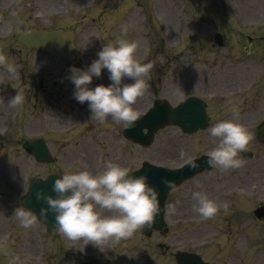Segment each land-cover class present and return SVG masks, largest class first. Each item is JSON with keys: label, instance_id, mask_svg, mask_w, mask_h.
I'll list each match as a JSON object with an SVG mask.
<instances>
[{"label": "rangeland", "instance_id": "rangeland-1", "mask_svg": "<svg viewBox=\"0 0 264 264\" xmlns=\"http://www.w3.org/2000/svg\"><path fill=\"white\" fill-rule=\"evenodd\" d=\"M124 22L129 26L127 37L137 42L136 55L142 62H145L143 59L153 58L151 52H154L155 48L159 52L157 61L160 66L158 68L162 89H156L151 78L152 91L149 89L143 99L142 96L138 97L134 104L138 113H142L150 106V101L155 98L153 95L174 103L175 95L178 94L175 88L176 83L181 84L186 93H190L198 90L193 88L199 82V77L207 74L213 78L215 74H220L218 70L224 69L225 64L232 65L234 66L232 72L237 74L238 78L242 73V80L239 78L236 81L238 89H232V92L224 91L223 86L228 87V85L222 83L223 86L220 85L217 88L209 101V110L212 117H217V121L224 118L238 119L249 128L252 139L246 149L252 152L253 158L243 165L246 170L243 172V184L240 186L243 188V193L228 195L229 198L232 197L234 206L221 212L227 218L236 216L241 219V227L234 223L231 225V232L222 233L221 230H224V227H221L219 220L210 222V219L202 217L195 210L198 203L184 202L174 211L172 219L195 215L193 221L181 224L175 221L165 240H161L156 234L151 238H145L137 230L130 240L122 239L123 243H127L122 250L136 251L137 249L144 252L146 256H151L152 260L159 264H171L168 260L170 252L175 249L193 250L206 243V246L199 249L205 259L214 264H224L226 259H230L231 263L236 255L234 249L238 238L237 231H246L245 234L248 236L264 234L260 228L256 231L254 226H249L252 223L248 219L244 223V219L247 218L245 213L247 211L249 213L254 205L264 203V147L255 139V128L260 121L264 120V0H0V55L5 56L8 62L16 66L15 72H9L6 65L0 64V78L8 80L11 76L14 82L13 89L24 91L25 99L28 100H24L25 102L20 105L24 109L21 116H25L28 112L25 109L28 107H35L33 112L39 111L40 116L44 118L47 115L51 122L54 111H58L59 108L61 112L63 109L73 110L74 106L61 107L60 94L52 90L54 81L59 83L64 80V74H67L65 66L53 55L39 50H26L22 47L16 41L19 31H25L31 27L43 29L74 27L77 31L74 41L77 43L81 40V35L84 34L87 26L90 29L89 40L95 43L96 47L95 55L93 51L86 50L89 52L87 58L95 59L103 43L115 42L119 38ZM142 25H145V28ZM150 32L152 37L148 40L150 43L148 46L144 39L146 33ZM154 32L161 37L159 46L153 44ZM215 33L223 36L222 48L215 46L216 43L213 41ZM249 37L252 38V43L248 42ZM250 60L256 62L255 65L243 69L242 67L238 69L236 66L240 62ZM91 62L92 60H89V64ZM210 69L211 72L207 73ZM154 70L155 66L152 71ZM187 70H190V73H186ZM103 71L107 72L106 69ZM106 72H104L105 77L108 75ZM19 75L22 76L21 80H18ZM228 79L230 77L225 78L226 81ZM214 80L215 78L212 79L213 83ZM193 83L195 84L192 85ZM30 84L34 85V91H31L34 99L27 97L30 94L28 89ZM202 84L206 92L209 82H202ZM182 89L178 94L181 97L186 95ZM221 97L226 100L225 102L232 103L233 106L227 109L229 113L221 110ZM2 105L3 103L0 104ZM233 107L239 109L238 117L233 116ZM223 112H226L225 115H221ZM66 117L67 115L64 120ZM82 119L78 117V121H75V118H70L69 122L65 120L67 126L60 128L62 131L60 137V131H56L58 132L55 133L56 135L49 131L50 143H57L58 138L64 142L68 141L67 152L61 157V162H58L66 167L63 168L64 170H77L86 166V162L78 158L81 154L79 151L81 142L83 144L89 142L86 146L88 150L102 151L104 161L108 160L106 152L110 149L121 151L122 147H128L127 155L130 166L133 168L142 159L156 164H171L167 158L170 157L173 161L177 159L179 162L188 156H194L193 154L206 153L203 150L206 146L215 147L219 142V138L212 136L208 131L193 136L192 141L187 138L175 140L173 128H166L159 132L152 146L143 149L133 144L128 145L120 136L122 124L111 117L103 123L93 119L91 114L85 115ZM84 120L90 122H84ZM72 124L74 125L71 129L68 125ZM106 129H110V132L106 133ZM65 131L67 135L64 134ZM100 134L112 139L114 145L110 146V141L98 139ZM165 146L174 147L180 153L176 154L177 150L172 151ZM5 150L11 151L12 148L8 147ZM159 156L163 157L159 159ZM92 163L96 166V161ZM92 172L98 173L100 170L98 171L95 167ZM61 235L64 236L62 233ZM64 239L66 243L63 241L50 243L52 254L49 253L46 258L51 264H64V257L68 259L67 262L70 260V264H74V258L84 262L82 264H89L97 255L101 257L103 250L107 248L106 244L99 246L91 242L85 244L82 239L70 240L65 236ZM210 241H212L211 246H209ZM58 246L63 248L62 254L56 251ZM112 252L114 251L109 253ZM114 257L115 254H109L106 258L107 261L112 260L109 264L129 262L118 256L116 259Z\"/></svg>", "mask_w": 264, "mask_h": 264}, {"label": "clouds", "instance_id": "clouds-1", "mask_svg": "<svg viewBox=\"0 0 264 264\" xmlns=\"http://www.w3.org/2000/svg\"><path fill=\"white\" fill-rule=\"evenodd\" d=\"M129 26H121V35L115 42L103 43L97 52V58L87 67L70 66L69 79L74 84L73 96L81 103L88 102L91 117L103 123L109 117L124 128L135 126L139 117L134 104L138 97L145 95L150 88L151 73L154 64L142 62L136 55L137 42L127 37ZM0 64L9 72H15L16 66L0 55ZM108 72L110 83L93 85L94 77H100L102 70ZM126 78L129 82H125ZM0 100L3 97L0 96ZM25 100L23 90L18 89L7 101L11 106H20ZM233 116H239V109L233 107ZM208 132L219 138L215 147L207 152V163L211 168L227 172L243 167L245 159L241 152L252 139L249 128L238 119H221L208 128ZM188 164L199 167L191 157ZM102 170L93 173L87 166L77 170H65L52 185L56 195H45L38 189L36 196L46 202L40 215L48 218L55 214L54 227L70 240H83L100 245L115 238L132 236L145 225L151 227L155 215L160 211L159 191L149 183L146 174L135 175L126 166L112 160L101 158ZM173 186L174 182L165 180ZM198 201L196 211L204 218H212L220 210V205L210 198L199 186L192 191ZM230 202L225 201L223 208L229 210ZM174 210L175 205H169ZM110 214H105V213ZM24 228L33 226L37 214L30 208L19 205L14 209Z\"/></svg>", "mask_w": 264, "mask_h": 264}, {"label": "water", "instance_id": "water-1", "mask_svg": "<svg viewBox=\"0 0 264 264\" xmlns=\"http://www.w3.org/2000/svg\"><path fill=\"white\" fill-rule=\"evenodd\" d=\"M70 31H50L43 32L38 30H31L28 34L20 35V40L26 44L28 47H42L44 49L55 51L62 59L66 57V54L70 51L74 52L72 49V44H70ZM161 115H155L150 113L148 118L145 120V126L151 131L156 125L161 122L165 123L168 117V112L163 111ZM172 117L169 115V119ZM137 126V125H136ZM151 133V132H150ZM51 222L55 219L54 213L50 215Z\"/></svg>", "mask_w": 264, "mask_h": 264}]
</instances>
